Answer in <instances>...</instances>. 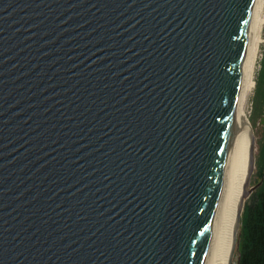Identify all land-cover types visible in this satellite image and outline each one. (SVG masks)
Masks as SVG:
<instances>
[{
	"label": "water",
	"instance_id": "water-1",
	"mask_svg": "<svg viewBox=\"0 0 264 264\" xmlns=\"http://www.w3.org/2000/svg\"><path fill=\"white\" fill-rule=\"evenodd\" d=\"M260 2L0 0V264H209Z\"/></svg>",
	"mask_w": 264,
	"mask_h": 264
},
{
	"label": "bare ground",
	"instance_id": "bare-ground-1",
	"mask_svg": "<svg viewBox=\"0 0 264 264\" xmlns=\"http://www.w3.org/2000/svg\"><path fill=\"white\" fill-rule=\"evenodd\" d=\"M264 27V0L260 2L258 38L243 89L237 123L232 141L231 174L227 189L219 209L216 238L209 264H228L234 245V229L238 209L242 202L244 185L247 179L249 156L243 149L241 123L249 94L255 82L254 73L258 60L262 31ZM245 144L249 147V138Z\"/></svg>",
	"mask_w": 264,
	"mask_h": 264
},
{
	"label": "trees",
	"instance_id": "trees-1",
	"mask_svg": "<svg viewBox=\"0 0 264 264\" xmlns=\"http://www.w3.org/2000/svg\"><path fill=\"white\" fill-rule=\"evenodd\" d=\"M256 81V88L262 85L261 97L255 102V110L264 104V50ZM258 173L256 189L244 203L237 234L236 253L239 264H264V137L256 159Z\"/></svg>",
	"mask_w": 264,
	"mask_h": 264
},
{
	"label": "rangeland",
	"instance_id": "rangeland-1",
	"mask_svg": "<svg viewBox=\"0 0 264 264\" xmlns=\"http://www.w3.org/2000/svg\"><path fill=\"white\" fill-rule=\"evenodd\" d=\"M263 50H264V27L262 31V42L259 49L258 54V60L255 68L254 73V82L255 85L251 91V93L248 96L246 108L243 114L242 123H241V136L243 138V149L249 156V147L245 144L246 138H249L250 133V127L252 126L254 135H255V141H256V147H255V167L254 171L251 177L250 181V187L256 186L257 181L259 180V171H258V165L256 164V159L259 152V146L261 145L264 137V104H261L258 106V109L255 110V104L260 97L262 93V85L259 83L256 88V81H258L257 78H259V71L261 68V61L263 57ZM234 264L237 262V253L235 251L234 258H233Z\"/></svg>",
	"mask_w": 264,
	"mask_h": 264
}]
</instances>
